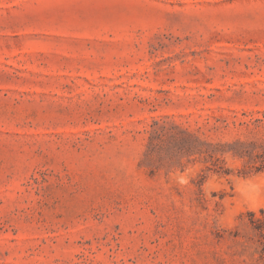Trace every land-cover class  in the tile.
Listing matches in <instances>:
<instances>
[{
  "label": "rangeland",
  "instance_id": "374dc122",
  "mask_svg": "<svg viewBox=\"0 0 264 264\" xmlns=\"http://www.w3.org/2000/svg\"><path fill=\"white\" fill-rule=\"evenodd\" d=\"M0 264H264V0H0Z\"/></svg>",
  "mask_w": 264,
  "mask_h": 264
}]
</instances>
